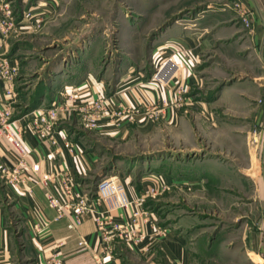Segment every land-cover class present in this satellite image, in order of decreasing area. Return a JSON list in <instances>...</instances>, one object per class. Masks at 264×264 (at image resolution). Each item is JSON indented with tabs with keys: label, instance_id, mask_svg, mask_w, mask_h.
<instances>
[{
	"label": "rangeland",
	"instance_id": "374dc122",
	"mask_svg": "<svg viewBox=\"0 0 264 264\" xmlns=\"http://www.w3.org/2000/svg\"><path fill=\"white\" fill-rule=\"evenodd\" d=\"M47 1L2 0L15 25L23 13ZM56 3L53 22L40 16L32 31L19 39V62L27 74L55 72L57 60L62 57L66 58L67 70L78 56L73 53L78 46L86 62H91L90 58L97 60L102 80L116 79L129 71L131 75L138 73L151 79L162 63V60L157 63L154 48L164 32L174 26L186 31L193 24L196 32L202 31L206 45L195 67L201 81L194 97L213 100L223 92L225 101L212 107L219 124L217 132L208 128L203 134L195 127V140L201 146L195 152L200 154L204 150L213 156L218 154L219 158L210 157L207 160L210 165L195 168L198 173L204 169L210 172L209 176H198L195 182L200 186L175 194L170 189L157 193L148 197L143 207L162 229L190 230L194 242L189 264H264V127L255 122L257 108L264 105V59L251 37L256 23L264 27V0H56ZM236 4L249 10V28ZM183 96L181 91V99ZM90 138L97 144L102 164L120 165L130 160L131 167L135 165L133 177L142 171L154 174L157 166L167 172L168 164L179 157L177 152H183L180 158L184 160L199 162L202 157L187 153L191 151L186 140L172 139L170 128L165 126L145 135H138L134 129L126 141ZM111 167L113 173L92 179L91 191L101 178L117 175V169ZM171 198L178 203L172 204ZM9 226L12 231L20 226L11 215ZM252 235L258 236V242L252 240ZM120 249L127 264H172L161 253L149 259L132 254L127 246ZM253 251L261 252L262 256L251 254Z\"/></svg>",
	"mask_w": 264,
	"mask_h": 264
},
{
	"label": "crops",
	"instance_id": "0c3cea01",
	"mask_svg": "<svg viewBox=\"0 0 264 264\" xmlns=\"http://www.w3.org/2000/svg\"><path fill=\"white\" fill-rule=\"evenodd\" d=\"M57 7L56 0H48L44 4L32 7L23 13L14 32L7 38L0 34V60L6 59L11 65L18 66L15 80L17 99L13 106L14 125L25 128L39 109L49 107L53 103L72 104L73 101L61 97L64 89L69 92L75 91L76 105L82 101L89 102L102 98L106 100L109 112L125 106H139L141 112L132 122L123 121L120 126L112 124L109 118H102L98 120L94 130L88 131L91 133L84 130L77 113L59 114L54 133L56 146L40 141L31 130H24L21 138L29 150V157L26 173L23 174V183L17 189H13L0 179V264H95L98 258L102 259L103 264H127L121 246L129 247V251L138 257L150 259L156 253H161L169 263L189 264L190 248L194 242L190 230L165 229L163 236L152 239L154 230L158 227L154 223L145 226L146 237L139 246L114 240L111 243V252L102 254L100 236L91 217L87 216L75 230L67 228L72 222L69 216L54 221L55 211L48 203L47 194L50 193L60 199V191L54 185L43 186L39 180L46 174L68 170L74 177L76 188L89 193L93 188V178L113 173L110 170L113 163L107 166L101 163L102 157L96 148L97 144L95 145L90 137H110L126 141L134 129L138 135H145L157 132L165 126L170 128L172 139L186 140L188 150L191 151L187 153L202 157L199 162L184 160L180 158L183 152H177L179 157L168 164L170 170H165L167 172L157 166V172L154 174L142 171L136 177L132 176L135 165L131 167L130 160L127 159L129 161L127 164L112 165L111 169H117L118 176L115 175L125 185L129 200H137L151 188L162 194L165 192L162 188L165 187L166 190L170 189L171 194H175L185 188L189 190L191 186H200L199 182H195L197 178L209 176L210 172L204 169L198 173L195 168L210 165V161L207 162L208 158H219V155L213 156L204 150L196 154L198 152L195 151L200 150L201 146L195 140V127H199L203 134L208 128L217 132L219 124L214 118L212 107H218L225 101L223 92L213 100H199L194 97L193 92L199 88L201 81L195 73V67L206 45L202 31L196 32L192 28L194 24L191 28L187 27L186 31L174 26L160 36L159 44L154 48L155 59L159 63L161 60L164 62L171 58L174 65L166 73L164 83L151 81L150 78L144 79L138 73L131 75V71L117 76L116 79L110 77L102 80L98 73L97 60L90 58L91 62H86L78 46L74 47L73 53L78 55L72 63L74 65L70 63L67 70L66 58L62 57L57 60L58 70L55 72L36 71L27 74L19 62L20 47L17 45L19 39L21 35L32 31L40 16L43 20L49 19L53 22L52 16L57 12ZM251 37L253 44L258 46L261 58L264 59V27L260 23H256ZM93 62L96 65H93ZM179 89L183 90L182 99L179 97ZM4 99L3 84L0 82V103ZM163 100L168 102V106L162 107L158 118L155 121L147 119L144 115L145 109L161 104ZM256 112V124L264 127V105L257 108ZM80 131H84V134ZM65 142L72 145L71 151L65 147ZM14 162L15 158L9 146L4 140H0V166L9 168ZM34 164H38L40 170L36 178L31 177L30 173ZM255 187L258 192V185ZM171 203L178 202L171 198ZM100 209L104 207L101 206ZM10 215L15 217L20 225L15 231L9 226ZM112 216L118 223H126L129 219L126 211L113 212ZM40 223L45 224L46 228L36 234L33 227ZM257 237L252 235V240L256 239L258 242ZM211 240L210 242H216ZM79 242H83L84 246L80 247ZM143 247H147V250L144 251ZM251 254L262 256L259 251H253Z\"/></svg>",
	"mask_w": 264,
	"mask_h": 264
},
{
	"label": "built area",
	"instance_id": "2783aa9c",
	"mask_svg": "<svg viewBox=\"0 0 264 264\" xmlns=\"http://www.w3.org/2000/svg\"><path fill=\"white\" fill-rule=\"evenodd\" d=\"M237 11L240 14L246 27H250L249 10L241 4H236ZM16 28L7 4H3L0 0V34L7 38ZM253 33V28L251 30ZM173 62L168 58L161 63L158 70L151 78V81L164 83L166 81V73L172 68ZM18 75V66L11 65L6 59L0 60V82L3 84L4 101L0 103V140H4L10 148L15 158V162L11 167L0 166V179L4 184L17 189L23 183V174L26 173L27 159L29 150L22 142L21 135L24 130H31L33 134L42 142L48 143L50 146H56L57 141L54 138L55 125L59 118V114L77 113L81 118L83 126L88 130H94L97 127L98 120L109 118V121L120 126L123 121L132 122L134 117L140 114L139 106H125L109 112L105 99L97 98L92 101H82L78 105L74 104L77 100L75 91H67L64 89L60 94L69 102L53 103L49 107L41 108L30 119L25 128L16 127L13 121V106L17 99L15 88V80ZM182 89L179 91V97ZM181 98V97H180ZM168 106V102L163 100L161 104H155L145 109L144 115L147 119L156 120L162 110V107ZM65 147L71 151L72 145L65 142ZM39 165L31 166V177L39 173ZM40 183L47 187L49 185L56 186L60 191V199L48 193L47 200L50 207L55 211L54 221H59L66 216L72 218V222L67 225L69 230H75L90 216L95 225L101 240V253L108 254L111 252V243L119 240L127 245L139 246L144 241L145 226L153 224L154 219L142 208L148 197L158 193L156 189H149L143 196L135 201L129 200L125 185L117 176H106L101 178L94 191L85 192L76 188L77 184L74 177L68 170H62L56 174H46ZM163 187L162 190L166 191ZM103 206L104 209H100ZM118 211L128 212L129 219L126 223H118L113 219L112 213ZM45 224H35L34 233L38 234L44 231ZM165 234V229L156 227L152 235V239L159 238ZM80 247L84 246L83 242H79ZM146 251L147 247H143ZM95 264H103L102 259H96Z\"/></svg>",
	"mask_w": 264,
	"mask_h": 264
},
{
	"label": "bare ground",
	"instance_id": "6f19581e",
	"mask_svg": "<svg viewBox=\"0 0 264 264\" xmlns=\"http://www.w3.org/2000/svg\"><path fill=\"white\" fill-rule=\"evenodd\" d=\"M257 259V258H256Z\"/></svg>",
	"mask_w": 264,
	"mask_h": 264
}]
</instances>
